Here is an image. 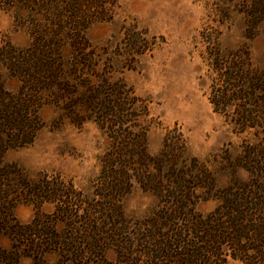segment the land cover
Wrapping results in <instances>:
<instances>
[{
  "label": "trees",
  "instance_id": "16d2710c",
  "mask_svg": "<svg viewBox=\"0 0 264 264\" xmlns=\"http://www.w3.org/2000/svg\"><path fill=\"white\" fill-rule=\"evenodd\" d=\"M242 4L251 39L264 23V0ZM117 5L0 0L31 36L25 48L9 41L0 47V264H116L108 259L110 249L118 264H264V66L254 63L248 43L223 49L205 31L209 100L241 138L240 148L233 150L230 141L202 158L175 125L151 153L148 103L117 75L132 69L128 55L145 49L139 32L126 31L112 57L105 48L98 53L86 36L90 24L113 20ZM2 70L19 81L16 89ZM44 106L57 110L54 122H93L108 137L91 193L48 173L33 179L6 161L8 151L32 144L46 126ZM137 187L156 205L139 217L125 215L121 202ZM21 201L53 202L55 210L22 223L12 213ZM203 202L214 205L201 211ZM52 252L55 262L46 260Z\"/></svg>",
  "mask_w": 264,
  "mask_h": 264
},
{
  "label": "rangeland",
  "instance_id": "374dc122",
  "mask_svg": "<svg viewBox=\"0 0 264 264\" xmlns=\"http://www.w3.org/2000/svg\"><path fill=\"white\" fill-rule=\"evenodd\" d=\"M243 7L242 0H118L113 20L94 22L86 29V36L98 53L104 52L103 48L108 51L105 57H112L109 52H119L126 31L139 32L145 49L141 54L128 55L132 69L123 68L117 75L148 103L152 119L147 138L149 152L161 149L167 127L175 125L182 128L192 153L202 158L220 153L230 141L233 150H239L241 138L214 111L209 100L211 71L202 57V34L213 32L215 42L223 49L248 43L254 63L264 66V23L257 27L255 36L247 39L249 22L242 13ZM8 41L25 48L31 43V36L25 28L15 25L10 12L0 8V47ZM122 59L126 61V56ZM2 73L7 86L16 89L19 81L8 79L3 70ZM40 116L46 126L34 142L8 151L6 161L19 165L33 179L48 173L91 193L100 173V159L109 146L108 137L93 122L82 127L66 119L54 122L58 112L52 106L42 107ZM121 205L125 215L139 217L154 208L156 199L137 187L123 198ZM213 205L203 202L199 209L208 211ZM54 210L53 202L39 205L21 201L12 213L20 222L28 223L38 214ZM63 226L59 224L58 229ZM9 243L8 238L2 239L3 245ZM107 256L119 263L115 249H110ZM57 259L55 252L46 255L49 262ZM30 262L24 259L23 264Z\"/></svg>",
  "mask_w": 264,
  "mask_h": 264
}]
</instances>
